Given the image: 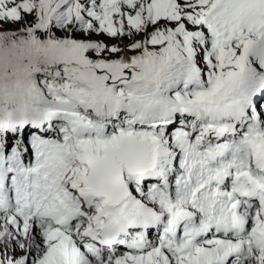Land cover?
<instances>
[{
  "label": "snow or ice",
  "instance_id": "snow-or-ice-1",
  "mask_svg": "<svg viewBox=\"0 0 264 264\" xmlns=\"http://www.w3.org/2000/svg\"><path fill=\"white\" fill-rule=\"evenodd\" d=\"M0 264H264V0H0Z\"/></svg>",
  "mask_w": 264,
  "mask_h": 264
}]
</instances>
